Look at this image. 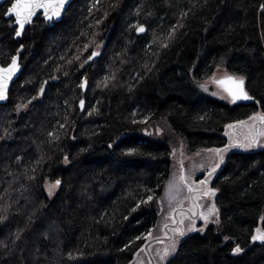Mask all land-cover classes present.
I'll use <instances>...</instances> for the list:
<instances>
[{
	"label": "trees",
	"instance_id": "obj_1",
	"mask_svg": "<svg viewBox=\"0 0 264 264\" xmlns=\"http://www.w3.org/2000/svg\"><path fill=\"white\" fill-rule=\"evenodd\" d=\"M11 1L0 64L18 53L22 71L0 103V264H129L157 228L173 141L223 148L227 124L264 113V0H72L19 38ZM219 67L251 103L210 83ZM212 185L218 222L165 264H264V148L230 151Z\"/></svg>",
	"mask_w": 264,
	"mask_h": 264
},
{
	"label": "rangeland",
	"instance_id": "obj_2",
	"mask_svg": "<svg viewBox=\"0 0 264 264\" xmlns=\"http://www.w3.org/2000/svg\"><path fill=\"white\" fill-rule=\"evenodd\" d=\"M224 73V68H217L210 83L216 85L217 79ZM219 89L222 90L220 87ZM254 116H264V113L262 115L254 113L236 124L229 123L224 127L223 133L227 137V144L223 148H204L188 153L180 138L173 141L171 172L159 198L161 211L157 228L148 233L145 244L135 253L129 264H165L176 252L183 238L191 233L202 232L209 224L218 222V208L215 203L217 190L212 183L227 154L233 150L252 151L264 148V135L261 134L264 133V123L258 118L251 119ZM229 125L232 127H228ZM252 136L257 140L255 146L251 148L239 146L247 143L245 137ZM215 149L223 150V160L220 159V154L214 151ZM217 164L219 167L212 172ZM205 180L206 184L200 183ZM45 188L47 194L52 196L58 184L47 182ZM208 189L215 190V195H204L205 190ZM213 205L215 212L209 214ZM205 216L208 217L207 221L204 219ZM260 224L258 229L264 233ZM177 229L183 231L184 235L181 236ZM173 244L175 251H172ZM165 249L168 250L167 256L164 255ZM242 251V249L240 252L233 250V253L240 254Z\"/></svg>",
	"mask_w": 264,
	"mask_h": 264
},
{
	"label": "snow or ice",
	"instance_id": "obj_3",
	"mask_svg": "<svg viewBox=\"0 0 264 264\" xmlns=\"http://www.w3.org/2000/svg\"><path fill=\"white\" fill-rule=\"evenodd\" d=\"M65 0H14V2L11 3L10 8L8 9L6 15H14L16 23L19 25V28L22 30L27 22L31 20L33 15H35L36 10L43 8L45 11V15L47 18L51 19L53 16H59L60 15V9L62 8ZM138 31H144L143 27L139 28ZM16 35H21L20 31L16 32ZM16 68V60L15 58L12 61V64L8 68L0 67V99L4 98V88L6 86L5 81L8 79H11L12 73L15 71ZM218 83L225 85V90L227 91L228 95L232 98V102L235 103L238 100H249L252 99L251 96H249L248 92L245 90L244 84L245 81L242 77L236 78V77H226L223 80L218 81ZM81 105H83V101H81ZM259 119L262 123H264V116L259 117H252L251 119ZM244 123V122H240ZM228 127H232V125H229ZM264 135V133H261ZM247 143L246 144H240V147H246L251 148L257 144V140L254 136L252 137H245ZM217 154H220V159L223 160V155L221 149H215L214 150ZM219 167V164L216 165L212 169V172H215L216 168ZM212 173H209L211 175ZM183 179V177L181 178ZM57 184L60 182L57 181ZM201 184H206L207 181H200ZM192 189L190 188L189 191ZM204 195H215V190L208 189L205 190ZM151 199V197H149ZM215 212V205L212 206V208L209 210V214H213ZM205 221H207L208 217H204ZM176 231L180 232V235H184L183 231H180L177 229ZM257 235L253 236L252 239L255 240H261L264 241V233L260 232L259 229H257ZM172 251H175V244L172 246ZM235 252H240L241 249L239 246H237L234 249ZM164 255H168V250L165 249Z\"/></svg>",
	"mask_w": 264,
	"mask_h": 264
},
{
	"label": "water",
	"instance_id": "obj_4",
	"mask_svg": "<svg viewBox=\"0 0 264 264\" xmlns=\"http://www.w3.org/2000/svg\"><path fill=\"white\" fill-rule=\"evenodd\" d=\"M6 1H7V0H0V5L4 4ZM71 1H72V0H65L64 4H63V6H62V8L60 9V15H59V16H53L51 19H49V18L46 17V15H45V11H44L43 8L37 9L35 15H33V17L31 18V20L25 24V26H24V28H23L22 30L19 28V25L16 23V20H15V16H14V15H11V16L6 15L8 9H9L10 6H11V3L14 2V0H12V1L10 2V4L7 6L6 11H5V17H6V18H12V19H13V26L16 28V32H17V31H20V32H21V35H22V33L24 32L25 28H26V27H27V26L33 21V19H34L36 16H38V15H40V17H41L42 19H44L45 21L49 22V24H52L53 22H56V21H60L61 18L63 17V14H64L66 8L68 7V5H69V3H70ZM141 27H143V29H144V31H145V26H144L143 24H141V25H139V26L136 28V33H137V34H142V33L144 32V31H138V29L141 28ZM16 32H15V35H14V36H15V38H19L21 35L17 36V35H16ZM100 52H101V49H100L99 51H93V52L88 56V58L85 60V64H87L89 61H93V60H94V59L100 54ZM14 58H15V60H16V68H15V71H14V72L12 73V75H11V79H8V80L5 81L6 86H5V88H4V98H3V99H0V103H5V102L7 101V98H8V92H9V89H10V87H11V84L17 79V77L19 76V74H20L21 71H22V65H21V63H20V57H19V54H18V53H16L15 55H13V57L11 58V60H10V62H9L8 64H6V65H4V66L0 64V67L8 68V67L12 64V61H13ZM0 75H5V74H0ZM229 76H231V77H235V76H233V75H223V76H221L220 78L217 79L216 83H217V84L223 89V91L226 93V95H227V96L230 98V100L232 101V98L228 95L227 91L225 90V85H222V84L218 83V81L223 80V79H225L226 77H229ZM236 78H238V77H236ZM244 87H245V84H244ZM245 90H246V89H245ZM249 96H250V95H249ZM251 97H252V96H251ZM253 100H254V99H253V97H252V99H249V100H238V101H236L235 103H239V102H242V103H251ZM81 101H83V100H81ZM81 101H80V103H79V106H80V108H83L84 103H83V105H81ZM202 180H203V179H202Z\"/></svg>",
	"mask_w": 264,
	"mask_h": 264
},
{
	"label": "flooded vegetation",
	"instance_id": "obj_5",
	"mask_svg": "<svg viewBox=\"0 0 264 264\" xmlns=\"http://www.w3.org/2000/svg\"><path fill=\"white\" fill-rule=\"evenodd\" d=\"M201 180V179H200Z\"/></svg>",
	"mask_w": 264,
	"mask_h": 264
}]
</instances>
